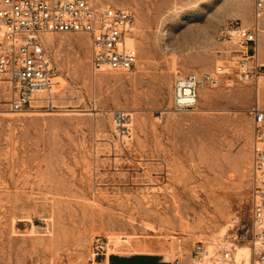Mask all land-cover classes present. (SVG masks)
Masks as SVG:
<instances>
[{
    "label": "rangeland",
    "instance_id": "obj_1",
    "mask_svg": "<svg viewBox=\"0 0 264 264\" xmlns=\"http://www.w3.org/2000/svg\"><path fill=\"white\" fill-rule=\"evenodd\" d=\"M100 1L136 15L133 70L94 72L88 35L49 34L54 109L13 113L0 78V264H91L107 241L108 254L184 259L202 243L251 260L249 111L264 108V72L227 86L240 47L218 30L251 26L253 0ZM217 67L227 74L194 111L170 112L176 78ZM118 110L132 116L125 135Z\"/></svg>",
    "mask_w": 264,
    "mask_h": 264
},
{
    "label": "built area",
    "instance_id": "obj_2",
    "mask_svg": "<svg viewBox=\"0 0 264 264\" xmlns=\"http://www.w3.org/2000/svg\"><path fill=\"white\" fill-rule=\"evenodd\" d=\"M264 17V0H253V24L242 26L230 21L218 30L219 40L237 44L235 80L260 79L264 65L256 61L260 21ZM136 15L128 10L104 4L100 0H0V78L9 85L10 110L54 109L53 87L58 72L47 52L45 36L83 33L91 41V68L94 72H128L136 67L138 51L133 43ZM226 69L213 73H190L174 81L171 113L194 111L200 91L216 88ZM253 120L251 174V262L264 264V108L249 111ZM114 130L125 135L132 120L126 111L112 113ZM101 243L94 258L106 256L109 247ZM191 264H233V249L210 247L198 243L190 254ZM178 264V260H176Z\"/></svg>",
    "mask_w": 264,
    "mask_h": 264
},
{
    "label": "crops",
    "instance_id": "obj_3",
    "mask_svg": "<svg viewBox=\"0 0 264 264\" xmlns=\"http://www.w3.org/2000/svg\"><path fill=\"white\" fill-rule=\"evenodd\" d=\"M191 264L190 257L169 259L153 251L113 252L97 258L91 264Z\"/></svg>",
    "mask_w": 264,
    "mask_h": 264
},
{
    "label": "bare ground",
    "instance_id": "obj_4",
    "mask_svg": "<svg viewBox=\"0 0 264 264\" xmlns=\"http://www.w3.org/2000/svg\"><path fill=\"white\" fill-rule=\"evenodd\" d=\"M64 39V38H63ZM75 39V38H74ZM68 40V39H67ZM69 41V40H68ZM54 43V42H52ZM71 44V43H69ZM53 45V44H52ZM54 47V45H53ZM58 47V46H57ZM79 61V60H78ZM84 61V60H82ZM238 260H239V264H249V261L251 262L250 260V255H249V252L247 251H244V249L242 251H240L238 253ZM242 262H245V263H242Z\"/></svg>",
    "mask_w": 264,
    "mask_h": 264
}]
</instances>
